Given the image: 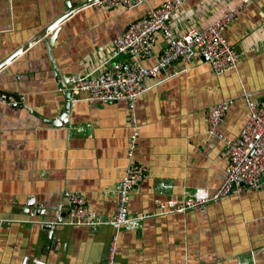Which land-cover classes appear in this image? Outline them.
<instances>
[{
  "label": "crops",
  "instance_id": "1",
  "mask_svg": "<svg viewBox=\"0 0 264 264\" xmlns=\"http://www.w3.org/2000/svg\"><path fill=\"white\" fill-rule=\"evenodd\" d=\"M88 1L0 0V90L25 96L19 105L0 104V264H21L25 256L106 264L112 224L96 231L59 225L48 235L30 221L64 212L72 191L84 193L101 219L117 213L118 185L131 158L128 103L91 102L82 92L70 105L63 88L74 75L105 68L115 38L145 16L148 5L128 10ZM239 1L189 0L173 14V29L178 35L204 30ZM69 8L71 15L13 57ZM224 35L240 54L237 70L216 74L205 56L175 61L167 80H147L149 90L137 98L141 134L134 159L147 172L131 193L129 214H151L159 200H181L225 179L224 142L209 133L207 109L234 98L221 129L236 138L249 118L243 92L264 102V0L250 1ZM166 45L159 33L143 65H155ZM163 182L172 187L161 188ZM118 234L117 264H264V190L244 189L204 207L148 217Z\"/></svg>",
  "mask_w": 264,
  "mask_h": 264
},
{
  "label": "built area",
  "instance_id": "2",
  "mask_svg": "<svg viewBox=\"0 0 264 264\" xmlns=\"http://www.w3.org/2000/svg\"><path fill=\"white\" fill-rule=\"evenodd\" d=\"M90 1V0H89ZM88 1V2H89ZM189 0H165L158 6L150 5L151 0H93L88 5L104 8L135 9L148 5L145 16L135 20L114 40L112 53L105 60L106 67L99 72L74 75L64 86L66 94L80 100L82 92L88 93L91 102L110 103L126 100L130 111V123L133 133L129 139L131 156L127 171L118 185L117 213L109 220L97 217L90 209L87 197L79 191L68 194L67 209L51 220L35 221L42 226L50 225L53 230L59 225L87 226L96 231L100 225L109 223L115 233L109 245L106 264H117L119 230L122 227L136 229L148 217L170 212H185L191 208L204 207L217 202L232 192L244 189L264 190V102L254 100L249 91L243 92L249 109V118L236 138H227L221 129L227 112L235 99L227 98L211 105L207 109L209 133L224 142L228 159L227 175L215 188L197 187L181 200L170 202L157 201L159 211L151 214H129L131 193L144 180L147 167L134 159L141 134V127L135 111V102L149 90L147 80L164 82L170 76L167 70L175 61L191 63L201 56L207 57L213 71L223 74L237 70L240 54L225 38L224 31L244 7L253 0H240L234 6H228L225 13L204 30L197 28L178 35L173 29V14ZM161 33L167 41L163 53L153 66L143 65L142 60L154 54L157 35ZM129 55L131 60L121 59L120 55ZM76 97V98H75ZM25 100L24 94L0 90V104L19 105ZM63 116L61 117V120ZM171 184L161 183L168 189ZM37 215V212H35ZM3 222V220H0ZM254 259V254H252ZM21 264H53L39 257L25 256ZM206 264V263H201Z\"/></svg>",
  "mask_w": 264,
  "mask_h": 264
},
{
  "label": "water",
  "instance_id": "3",
  "mask_svg": "<svg viewBox=\"0 0 264 264\" xmlns=\"http://www.w3.org/2000/svg\"><path fill=\"white\" fill-rule=\"evenodd\" d=\"M93 0H90L88 3H90ZM74 9L69 8V11L64 14L63 16H61L60 18H58L55 22H53L49 27H47L45 30H43V32H41L38 36H36L35 38H33L32 40H30L28 43L25 44V46H23L22 48H20L19 50H17L15 52V54H13V57L16 56V54H19V52L25 50L26 48H28L30 45H32L33 43H35L37 40L41 39V37L45 36L48 32L52 31L54 28H56V26H58L62 21H64L69 15H71L73 13ZM207 58V57H206ZM4 64H2L3 66ZM2 66H0V69L2 68ZM67 98L69 100V103L71 105L70 100H72V94L68 93L67 94ZM68 106V104H67ZM65 115L63 116L64 119ZM62 119V120H63ZM32 199V198H30ZM44 228H46L48 230V235H53L54 230L51 229L50 225H45Z\"/></svg>",
  "mask_w": 264,
  "mask_h": 264
}]
</instances>
